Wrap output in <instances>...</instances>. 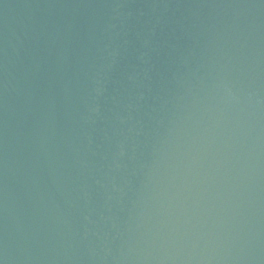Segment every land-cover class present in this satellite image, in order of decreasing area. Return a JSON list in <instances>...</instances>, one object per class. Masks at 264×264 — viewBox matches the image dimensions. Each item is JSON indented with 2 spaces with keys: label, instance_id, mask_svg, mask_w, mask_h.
Listing matches in <instances>:
<instances>
[{
  "label": "water",
  "instance_id": "1",
  "mask_svg": "<svg viewBox=\"0 0 264 264\" xmlns=\"http://www.w3.org/2000/svg\"><path fill=\"white\" fill-rule=\"evenodd\" d=\"M6 264H264V0H25Z\"/></svg>",
  "mask_w": 264,
  "mask_h": 264
}]
</instances>
